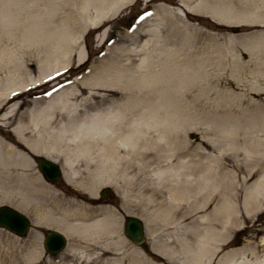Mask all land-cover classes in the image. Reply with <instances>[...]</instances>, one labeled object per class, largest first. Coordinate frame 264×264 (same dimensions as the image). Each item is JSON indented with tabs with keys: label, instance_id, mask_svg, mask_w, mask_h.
I'll use <instances>...</instances> for the list:
<instances>
[{
	"label": "bare ground",
	"instance_id": "bare-ground-1",
	"mask_svg": "<svg viewBox=\"0 0 264 264\" xmlns=\"http://www.w3.org/2000/svg\"><path fill=\"white\" fill-rule=\"evenodd\" d=\"M56 1H61L60 5L69 2L49 0L53 5ZM71 1L81 5V17L87 16L89 8L93 9L94 17L85 21V24L76 20L75 16L68 17L69 21L65 22L54 6L47 19L49 26L45 28L54 35L49 37L53 46L49 45L48 49L43 50L46 57L40 67L44 71L52 69L51 73L57 72L65 63V47L70 48V45L65 46L67 42L63 40L57 41L56 36L72 40L75 33L81 35L87 26L95 25L104 17L109 6H119L132 0ZM152 1L155 0H146ZM178 1L187 11L197 9L214 18L264 25V0ZM13 18L15 15L11 10L0 14V19L5 20L0 21V25L4 24L6 27L4 32L7 39L11 38L9 26ZM81 20L84 21L85 18ZM55 21L61 23L51 27L50 24ZM262 39L264 35H252L243 45L254 62L260 56L264 58ZM178 44L171 43L165 53H160V60L156 64L150 62L151 54H146L141 61L146 66L143 68L145 73L129 80V85L138 90L111 112L107 113L102 109V105L108 102L103 96L88 95L75 109H71L70 100H77L88 89L108 85L112 77L123 81V70L114 74H107V71L101 74L96 72L95 77L90 76L79 83L84 87L76 94L70 97L67 93L69 91L62 89L47 103V107L38 112L32 111L28 122H23L26 117L22 114L12 130H1L0 202L12 201L16 197V188H19L24 201L22 204L41 213L34 203L42 200V197L46 198L47 189L43 184L39 180L32 181L22 170V166H28L29 159L14 146L13 139L23 149L36 147L47 157L55 154L61 156L65 168L64 179L67 182L73 180L69 171L73 174L80 173V176L86 171L89 181L85 183V190L89 195H93L99 186L109 183L110 178H104V175L116 171L115 174L119 177V172L124 171V186L130 193L137 191L138 210L141 209L140 216L146 220L148 227L158 224L157 229L165 227L175 231L172 241H169L171 243L163 244L161 251L159 246L157 248L158 242H153L151 249L155 251L157 248L160 255H165L178 264H206L211 261L214 253L217 254V249L221 252L217 264H264V253L262 260L258 256L260 252H264V237L259 244L247 243L246 247L240 249L231 248L228 240L229 233L239 225L241 217L238 213L248 215L264 206V107L261 105L254 110L242 109L234 95L216 89L218 82L213 75H208L206 67L224 65L223 54L226 51L222 52L218 45L212 52L191 53L188 49H183L180 41ZM3 54L5 49L0 47V58H3ZM82 59L83 55L78 53V61ZM258 61L259 66H262V59ZM232 64L236 65L235 60ZM233 69L239 71V68ZM28 81L6 78V84L2 85L0 106L5 111L0 116V125H5L7 129L10 115L7 119L6 115L11 114L13 105L4 104L3 96L21 89L19 87L24 88ZM139 82L144 87H140ZM251 88L256 87L252 85ZM201 97H205L204 101L214 100V104L221 103L228 107L219 106V110H214L219 115L218 126L227 134L224 141L228 143L227 149L231 154L222 156V143H216L214 146L218 150L217 155L198 152L191 155L190 159L180 160L179 157L187 155V152L181 151L184 146L180 148L171 145L175 140L172 125L184 109L191 107V102H198ZM234 107H238L239 111L234 110ZM92 109L96 111L90 113L89 110ZM55 110L59 111V115L55 114ZM57 125L56 129L52 127ZM241 144L244 145L242 152L239 151ZM227 149H223L225 153ZM75 163L76 167H73ZM117 164L122 167L116 168ZM91 168L93 169L90 170ZM129 174L131 176L128 177ZM247 176L260 177L255 182L248 183L253 178ZM61 218L66 219V214L62 213ZM51 225L64 226L62 221L60 224L52 222ZM98 226L100 225L93 222L78 224L73 228L67 225L72 232L79 233L81 239L89 241L83 248L86 254L78 257L79 260L83 259L80 264L87 263L88 257L95 250L92 244H98ZM72 250L82 254L80 251L75 252V247ZM105 254L106 251L102 249V255L91 258L89 264L100 261ZM118 260L113 264H122L124 255ZM102 264H108V260ZM134 264L149 263L140 258Z\"/></svg>",
	"mask_w": 264,
	"mask_h": 264
},
{
	"label": "rangeland",
	"instance_id": "rangeland-1",
	"mask_svg": "<svg viewBox=\"0 0 264 264\" xmlns=\"http://www.w3.org/2000/svg\"><path fill=\"white\" fill-rule=\"evenodd\" d=\"M68 1V3H61L62 5L59 4L61 1H56L53 5L49 0H0V14L11 10L15 15L9 26L10 39L5 37L6 27L4 24L0 25V47L5 49L3 58H0V93L3 90L2 85L6 84V78H17V81L29 80L26 83L28 86H33L35 83H46V86L41 90L24 92L17 100L12 101L14 108L11 114H8L11 115L9 121L16 123L18 116L25 113L26 120L23 122H28L29 114L32 111L38 112L51 102L57 92L54 94L49 92L55 87H59V91L68 90L67 93L71 97L81 87H84L79 83L90 76L95 77L96 72L101 74L103 71H107V74H114L123 70V81L112 77L108 85L96 86L92 90L88 89L77 100H73V98L70 100L71 109H75L76 105L88 95L91 97L103 96L107 98L108 102L102 105V109L107 113L111 112L117 108L118 104L124 102L138 90V88L134 89L129 85L131 84L129 80L145 73L143 68L146 66L141 64V61L146 54H151L150 62L156 64L160 60V53H165L164 51L169 49L173 42L179 45V41L183 44V49H188L191 53L212 52L217 45L222 49V52L226 51L225 54L222 53L224 55L222 67H206L208 75H213L218 82L216 89L224 90L231 96L234 95L242 109L254 110L260 108L261 105L264 107V58L261 56L257 58L258 60L262 59L263 62L262 66H259V61L251 60L252 57L243 48L248 37L264 35V25L214 18V16L197 9L187 11L178 0H155L152 2L132 0L119 6H109L104 17L99 19L95 25L87 26L81 35L75 33L74 39L56 36L57 41L63 40L67 42L65 46L70 45V48L65 47V63L63 66L60 64L61 67L57 72L51 73L52 69L44 71L40 67L46 57L43 50L49 48L51 45L49 37L54 35L46 31L45 28L49 26L47 19L51 15L49 12L54 10V6L65 22L69 21L68 17L75 16L76 20L85 24V21L94 17L92 8L88 9L87 16L81 17L79 15L81 5L75 1ZM14 3L17 4L14 5ZM58 4L60 6L57 7ZM82 18L85 20H81ZM0 21L5 20L0 19ZM55 22L50 26L61 23L60 21ZM229 27H239L240 33L232 34L228 30ZM262 40L264 41V39ZM262 49L264 54V44ZM78 53L83 55L81 61H78ZM87 57H89L87 63L79 66ZM156 57L157 59H155ZM234 60L236 65L232 64ZM233 68H237V70L239 68V71L237 72ZM48 74L50 75L48 76ZM213 82L214 80H212ZM138 85L143 86L141 82ZM252 85L256 88H251ZM204 99L205 97H201L200 101L191 102V107L184 109V112L178 115L179 117L172 125V135L175 140L173 139L171 145L180 148L184 146L181 151L187 152V155L183 154L179 157L180 160L190 159L191 155L198 152H205L212 156L217 155L218 150L214 146L216 143H222L220 148L222 156L231 154L227 149L228 143L224 141L227 134L218 126L219 115L214 110L215 108L219 110V106L228 107L221 103L214 104V100L204 101ZM6 100L5 96L4 101L6 102ZM233 109L239 111L238 107ZM92 111L93 109L89 110L90 113ZM2 112L0 111V114ZM55 112L59 115L58 110ZM3 126L5 127V125ZM58 126L52 127L56 129ZM29 136L34 137L33 134H29ZM12 142L29 159L28 166L26 168L22 166V170L32 181L39 180L47 189V193L45 199L42 197V200L34 203L37 204L36 208L41 213L35 212L34 208L28 209L22 204L24 201L21 199L19 188H16V197L12 201L0 202V206L17 210L30 222L29 232L24 238H18L4 229H0V264H80L83 259L79 260L78 257L86 254L83 248L89 241L81 239V235L72 232L67 225L73 228L78 224L92 222L100 225L97 228L98 244H92L95 250L91 253L92 257H88L89 260L86 264H89L91 258L100 257L102 249L106 251V254L100 261L90 264H102L107 260L108 264H113L115 261H119L118 259H121L123 255L124 262L122 264H134L140 258L149 264H178L169 257L160 255L157 249L159 246V251H161L163 244L171 243L169 241H172L175 231L165 227L157 229L158 224L148 227L146 220L140 216L141 209L138 210L137 191L130 193L124 186V171L119 172V177L115 174L116 171L104 175V178H110L109 183L99 186L93 195H89L85 190V183L89 181L86 171L82 176L80 173L73 174L69 171L73 180L67 182L64 179L65 168L62 165L61 156L55 154L53 157H47L43 151L37 150L36 147H31L30 150L23 149L13 139ZM243 148L244 145L241 144L239 151L242 152ZM223 149H227V152L225 153ZM33 155L44 157L58 164L62 171L61 180L52 185L46 183L32 159ZM73 167H76V163ZM121 167V164L116 165L118 169ZM80 170L83 171V168L80 167ZM20 173L22 172L20 171ZM259 177L247 176V178H253L248 183L255 182V179ZM105 188L110 189L111 195L101 201L98 193ZM62 213L66 214L64 220L61 218ZM38 216H40L39 220ZM238 216L241 217L239 225L232 229L228 237L231 248L240 249L246 247L247 243L259 244L264 237V206L257 208L251 214L241 215L238 213ZM125 217H135L142 221L146 236V243L142 247L134 246L124 237L123 222ZM61 221L64 224L63 228L51 225L52 222L60 224ZM47 231H57L67 240L66 249L58 256L50 257L43 249V236ZM153 242H158L157 248L155 247L157 251L151 249ZM72 247L76 248L75 252L80 251L82 254L74 253ZM262 253L264 252L258 254L260 260L263 259ZM220 257L221 252L217 249V254L214 253L209 262L217 264Z\"/></svg>",
	"mask_w": 264,
	"mask_h": 264
},
{
	"label": "water",
	"instance_id": "water-1",
	"mask_svg": "<svg viewBox=\"0 0 264 264\" xmlns=\"http://www.w3.org/2000/svg\"><path fill=\"white\" fill-rule=\"evenodd\" d=\"M230 30L233 33L238 32L237 28H231ZM35 162L38 164L40 172L47 181L53 183L59 178L60 172L55 164L42 158H35ZM108 193V190H103L100 193L101 198H105ZM0 208L7 209V213L0 218V227L19 237L25 236L28 230V221L18 212H15L7 207ZM124 235L135 245H141L144 242L141 222L136 218H125ZM43 246L48 254L56 255L63 250L65 240L56 232H48L44 237Z\"/></svg>",
	"mask_w": 264,
	"mask_h": 264
},
{
	"label": "snow or ice",
	"instance_id": "snow-or-ice-1",
	"mask_svg": "<svg viewBox=\"0 0 264 264\" xmlns=\"http://www.w3.org/2000/svg\"><path fill=\"white\" fill-rule=\"evenodd\" d=\"M7 213V209L0 208V218H2Z\"/></svg>",
	"mask_w": 264,
	"mask_h": 264
}]
</instances>
